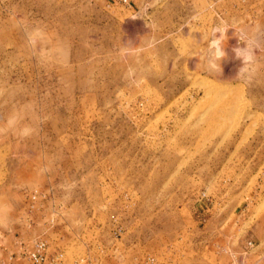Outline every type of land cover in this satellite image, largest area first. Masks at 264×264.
<instances>
[{"label":"rangeland","instance_id":"374dc122","mask_svg":"<svg viewBox=\"0 0 264 264\" xmlns=\"http://www.w3.org/2000/svg\"><path fill=\"white\" fill-rule=\"evenodd\" d=\"M39 239L59 264H264V0H0V264Z\"/></svg>","mask_w":264,"mask_h":264},{"label":"clouds","instance_id":"9594fccd","mask_svg":"<svg viewBox=\"0 0 264 264\" xmlns=\"http://www.w3.org/2000/svg\"><path fill=\"white\" fill-rule=\"evenodd\" d=\"M230 27L226 22L212 28L210 32L211 40L209 41L210 58L208 60V68L212 71H220V65L217 64L222 57L225 56L223 50V43L227 39L226 33ZM218 34V35H217ZM245 47L235 51V55L242 60V67H240L237 75L243 79H250L256 64V42L253 38L248 37L245 33ZM207 38V37H206ZM14 121L9 122V127H14Z\"/></svg>","mask_w":264,"mask_h":264},{"label":"built area","instance_id":"2783aa9c","mask_svg":"<svg viewBox=\"0 0 264 264\" xmlns=\"http://www.w3.org/2000/svg\"><path fill=\"white\" fill-rule=\"evenodd\" d=\"M122 4L127 5L129 0H115ZM251 245V242H248ZM28 260L30 264H59L58 256L54 258H48L47 255V245L44 240H36L33 244V247L28 253ZM83 259L75 260L71 264H84Z\"/></svg>","mask_w":264,"mask_h":264},{"label":"bare ground","instance_id":"6f19581e","mask_svg":"<svg viewBox=\"0 0 264 264\" xmlns=\"http://www.w3.org/2000/svg\"><path fill=\"white\" fill-rule=\"evenodd\" d=\"M213 87V86H212ZM227 89V88H226ZM225 91V90H224ZM215 92V91H214ZM219 93V92H218Z\"/></svg>","mask_w":264,"mask_h":264},{"label":"crops","instance_id":"0c3cea01","mask_svg":"<svg viewBox=\"0 0 264 264\" xmlns=\"http://www.w3.org/2000/svg\"><path fill=\"white\" fill-rule=\"evenodd\" d=\"M11 258V257H10Z\"/></svg>","mask_w":264,"mask_h":264}]
</instances>
